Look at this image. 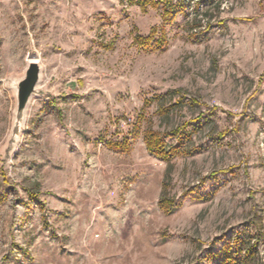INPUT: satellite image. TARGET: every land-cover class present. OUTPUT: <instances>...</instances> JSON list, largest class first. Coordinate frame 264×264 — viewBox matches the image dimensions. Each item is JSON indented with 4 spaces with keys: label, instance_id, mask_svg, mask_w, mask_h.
I'll return each mask as SVG.
<instances>
[{
    "label": "rangeland",
    "instance_id": "rangeland-1",
    "mask_svg": "<svg viewBox=\"0 0 264 264\" xmlns=\"http://www.w3.org/2000/svg\"><path fill=\"white\" fill-rule=\"evenodd\" d=\"M150 2L0 0V264H264V0Z\"/></svg>",
    "mask_w": 264,
    "mask_h": 264
},
{
    "label": "trees",
    "instance_id": "trees-1",
    "mask_svg": "<svg viewBox=\"0 0 264 264\" xmlns=\"http://www.w3.org/2000/svg\"><path fill=\"white\" fill-rule=\"evenodd\" d=\"M150 1L151 0H141V3H142L141 5L143 7H146L147 5L151 3ZM170 3H171L170 0H156V2H154V5L159 6L160 4H163L164 17H166L170 15L171 9L167 7V6H170ZM151 40H152V36L146 39L141 38V37L137 39L139 45H141L142 47L149 46ZM184 139L185 137H181L179 138L178 145L170 146L166 142L165 137L158 132L149 130L146 132L145 137H144L145 145H146V148L149 154L165 162L171 161L173 158H175L179 154L188 153L183 149V146H180V145H183ZM109 148L116 152L125 153L129 150L130 144L128 141H125L122 143H111L109 144ZM169 205L170 204L167 200H163L160 202V207L164 210L169 209L168 208ZM171 210L173 209H170V211ZM222 264H239L237 259H235L233 256L231 246H229L228 249L225 250L223 258H222Z\"/></svg>",
    "mask_w": 264,
    "mask_h": 264
},
{
    "label": "water",
    "instance_id": "water-1",
    "mask_svg": "<svg viewBox=\"0 0 264 264\" xmlns=\"http://www.w3.org/2000/svg\"><path fill=\"white\" fill-rule=\"evenodd\" d=\"M42 82V68L37 59L28 60L27 67L21 76L14 77L10 81V87L14 91L16 107L11 137L17 140L25 124L27 110L33 98L41 95L40 84Z\"/></svg>",
    "mask_w": 264,
    "mask_h": 264
},
{
    "label": "bare ground",
    "instance_id": "bare-ground-1",
    "mask_svg": "<svg viewBox=\"0 0 264 264\" xmlns=\"http://www.w3.org/2000/svg\"><path fill=\"white\" fill-rule=\"evenodd\" d=\"M32 58H35V59H37V57L36 56H32ZM29 59H31V58H29ZM38 60V59H37Z\"/></svg>",
    "mask_w": 264,
    "mask_h": 264
}]
</instances>
